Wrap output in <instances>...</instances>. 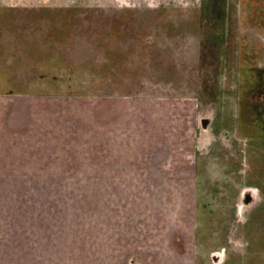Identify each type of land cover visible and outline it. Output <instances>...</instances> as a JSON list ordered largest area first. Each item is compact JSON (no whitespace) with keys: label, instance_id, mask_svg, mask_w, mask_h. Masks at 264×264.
I'll list each match as a JSON object with an SVG mask.
<instances>
[{"label":"flooded vegetation","instance_id":"flooded-vegetation-1","mask_svg":"<svg viewBox=\"0 0 264 264\" xmlns=\"http://www.w3.org/2000/svg\"><path fill=\"white\" fill-rule=\"evenodd\" d=\"M0 93L62 99L75 145L87 97L92 157L169 200L122 264H264V0H0Z\"/></svg>","mask_w":264,"mask_h":264},{"label":"rangeland","instance_id":"rangeland-1","mask_svg":"<svg viewBox=\"0 0 264 264\" xmlns=\"http://www.w3.org/2000/svg\"><path fill=\"white\" fill-rule=\"evenodd\" d=\"M61 100L0 93V264H122L131 250L166 255L169 200L142 186L150 182L137 179L135 165L111 168L107 147L97 145L92 157L87 97L82 129L72 118L66 131L82 139L61 143L69 106Z\"/></svg>","mask_w":264,"mask_h":264}]
</instances>
